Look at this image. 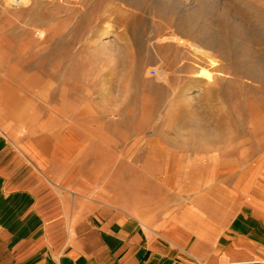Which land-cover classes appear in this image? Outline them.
<instances>
[{"label": "rangeland", "instance_id": "rangeland-1", "mask_svg": "<svg viewBox=\"0 0 264 264\" xmlns=\"http://www.w3.org/2000/svg\"><path fill=\"white\" fill-rule=\"evenodd\" d=\"M0 132L148 231L264 225V0H0Z\"/></svg>", "mask_w": 264, "mask_h": 264}, {"label": "crops", "instance_id": "crops-1", "mask_svg": "<svg viewBox=\"0 0 264 264\" xmlns=\"http://www.w3.org/2000/svg\"><path fill=\"white\" fill-rule=\"evenodd\" d=\"M43 150L0 132V264H264V225L247 215L217 232L157 234L54 176Z\"/></svg>", "mask_w": 264, "mask_h": 264}, {"label": "bare ground", "instance_id": "bare-ground-1", "mask_svg": "<svg viewBox=\"0 0 264 264\" xmlns=\"http://www.w3.org/2000/svg\"><path fill=\"white\" fill-rule=\"evenodd\" d=\"M189 15V14H188ZM190 15H192V14H190ZM196 15V14H195ZM194 15V16H195ZM190 17V18H193V19H195V20H193V19H187V18H180V23H183L185 26H187V27H189L190 29H192V27L194 26V22L196 21V17ZM187 20V21H186ZM192 20V21H191ZM193 30V29H192ZM200 30V29H199ZM110 31V26H108L107 28H105L103 31H102V33H101V35H105V34H107L108 32ZM196 32V31H195ZM198 34V33H197ZM202 34V33H201ZM208 34V33H207ZM202 35H204V34H202ZM205 36V35H204ZM209 37V36H208ZM200 38V37H199ZM205 38V37H204ZM217 39V38H216ZM216 39H212V41H211V44L214 42V41H216ZM201 40V39H200ZM208 40V39H207ZM203 41V40H202ZM194 43V42H193ZM202 43H204V42H202ZM201 43V44H202ZM224 43V42H223ZM199 45H200V43H198ZM194 45V44H193ZM196 45H197V42H196ZM199 45H197L198 47H199ZM203 45V44H202ZM205 45V48H206V44H204ZM203 45V46H204ZM209 45H207V47H208ZM215 46V45H214Z\"/></svg>", "mask_w": 264, "mask_h": 264}, {"label": "built area", "instance_id": "built-area-1", "mask_svg": "<svg viewBox=\"0 0 264 264\" xmlns=\"http://www.w3.org/2000/svg\"><path fill=\"white\" fill-rule=\"evenodd\" d=\"M154 72L156 73V70H154Z\"/></svg>", "mask_w": 264, "mask_h": 264}]
</instances>
